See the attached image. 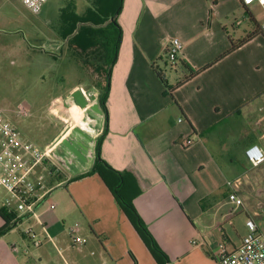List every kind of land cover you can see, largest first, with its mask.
Here are the masks:
<instances>
[{
  "label": "crops",
  "instance_id": "0c3cea01",
  "mask_svg": "<svg viewBox=\"0 0 264 264\" xmlns=\"http://www.w3.org/2000/svg\"><path fill=\"white\" fill-rule=\"evenodd\" d=\"M49 8L47 0L36 18L46 21ZM255 9L261 10V17ZM245 13L255 28L246 24ZM263 20L260 6H245L242 0H124L117 18L122 36L111 72L108 116L96 114L91 122L94 157L69 167L56 159L51 162L57 164L58 177L46 185L47 201L39 206L46 205L39 213L41 223L21 217L31 222L30 234L15 225L1 236L0 264H157L99 175L79 178L93 169L99 136L100 157L115 170L136 173L142 192L134 206L171 264H219V246L236 250L248 234V218L264 235V164L252 167L245 157L253 144L264 150ZM53 23L42 37L47 49H37L47 55L48 70L52 72L69 49L77 63H83L84 57L62 36L61 15ZM172 38L183 44L180 58L201 70L180 85L188 71L179 62L171 63L180 70L173 78L166 66ZM68 90H82L97 102L101 94L90 82ZM73 106L80 123L88 110L76 103L67 109ZM63 121L45 147L59 146L79 124ZM186 139L193 144L183 146ZM238 177H245L237 191L242 207L231 201L228 186ZM60 184L65 188L61 195L53 192ZM6 197L4 191L0 208ZM48 201L57 204L55 210H48ZM43 217L51 218L48 228ZM75 224L81 226L82 247L74 246L69 234ZM5 225L0 215V229ZM35 239L42 245L35 246Z\"/></svg>",
  "mask_w": 264,
  "mask_h": 264
},
{
  "label": "rangeland",
  "instance_id": "374dc122",
  "mask_svg": "<svg viewBox=\"0 0 264 264\" xmlns=\"http://www.w3.org/2000/svg\"><path fill=\"white\" fill-rule=\"evenodd\" d=\"M48 5L50 8L45 18L47 23L44 20L39 21L18 0H0V108L8 121L21 132L22 138L40 149H44L56 137L58 124H65L63 119H68L74 125L79 123L67 109L75 104L71 101L72 93L68 94V89L80 83L90 82L93 85L87 67L83 63H77L78 58L72 54V49L64 52L65 59L52 72L44 61L47 55H40L37 50L47 49L42 37L51 32V25L59 20L63 9L72 5L75 12L83 15L91 5L90 0H48ZM245 14L246 24L255 28L250 15ZM254 14L262 16L260 9H255ZM94 57L92 55L90 59L93 60ZM166 61L169 74L173 78L177 77L179 68L173 66L172 69L171 62L168 59ZM61 95L67 96L54 104ZM89 95L88 93L87 96ZM54 154L63 158L70 156L62 143ZM57 175L58 172L52 168L51 162L38 165L33 172V177L40 179L45 186L51 185ZM61 190L65 188L60 184L53 192L58 191L61 195ZM0 195H4L1 188ZM261 195L264 196V189ZM45 209L46 205H42L38 212L41 214ZM42 219L48 228L51 218ZM26 221L22 219L16 226L20 230H28L31 222L26 224ZM60 222V226H63L64 220L61 219Z\"/></svg>",
  "mask_w": 264,
  "mask_h": 264
},
{
  "label": "built area",
  "instance_id": "2783aa9c",
  "mask_svg": "<svg viewBox=\"0 0 264 264\" xmlns=\"http://www.w3.org/2000/svg\"><path fill=\"white\" fill-rule=\"evenodd\" d=\"M18 1L34 15H39L47 2V0H28L27 3L25 0ZM242 3L245 6H260L264 11V0H242ZM260 32L264 35V20L260 23ZM182 51L181 40L172 38L167 44L166 57L172 64H175ZM88 100L90 101V99ZM192 144L191 139L183 141L185 147ZM57 147L58 145L51 144L40 149L32 143L26 142L22 138L21 132L8 121L3 109L0 108V187L7 194L4 200L5 207L16 214L11 221L12 225H17L21 217L34 218L40 222L39 206L47 201L49 193L40 179L33 178V172L42 163L55 162L54 152ZM245 157L252 167L264 164V150L257 144H253L245 150ZM52 166L58 171L57 164L54 163ZM244 178L238 177L228 181V186L231 188L230 199L237 207H242L244 204L237 193ZM42 190L43 192H41ZM56 206L57 204L53 201L47 202L48 210H55ZM246 225L248 234L243 237L241 245L236 250L229 252L224 244L219 246V264H264V235L259 232L258 225L253 218H248ZM43 227L46 230L44 225ZM80 231V224H75L69 229L74 246L82 247L84 245ZM30 232V230L27 231L28 234ZM47 239L53 241L48 233ZM42 243V240H34V245L37 247Z\"/></svg>",
  "mask_w": 264,
  "mask_h": 264
},
{
  "label": "trees",
  "instance_id": "16d2710c",
  "mask_svg": "<svg viewBox=\"0 0 264 264\" xmlns=\"http://www.w3.org/2000/svg\"><path fill=\"white\" fill-rule=\"evenodd\" d=\"M123 1L124 0H90L91 5L83 15H79L75 12V7H72V5L63 9L61 12V22L64 25L62 36L68 41L69 45L77 54L85 57L83 64L84 67H87V72L92 80V84L101 90L98 103L106 118L108 116L107 102L112 67L117 60L121 43L122 29L117 18L121 13ZM66 11H68V13ZM257 31L254 34H256ZM250 38V36L247 37L245 41H248ZM92 55L95 56L93 60L90 59ZM177 62L188 71V74L178 85L188 81L201 72V70L192 68L180 57ZM158 75L163 81L164 86L172 93L173 88H169L164 73L159 72ZM102 140L103 136H100L97 142V157L93 169L91 172L79 178L92 174L99 175L113 193L120 209L133 225L157 264H171L169 257L159 247L134 206L133 202L135 197L142 192V187L136 173L132 169L124 171L115 170L103 160L100 157ZM0 215L6 220V225L0 229L1 237L15 226L11 224V221L15 218L16 214L10 212L9 209L4 206L0 208Z\"/></svg>",
  "mask_w": 264,
  "mask_h": 264
},
{
  "label": "water",
  "instance_id": "95a60500",
  "mask_svg": "<svg viewBox=\"0 0 264 264\" xmlns=\"http://www.w3.org/2000/svg\"><path fill=\"white\" fill-rule=\"evenodd\" d=\"M89 96L90 101L82 90H75L71 94V101L75 102L79 107L88 110L86 114V116H88V121L93 122L96 118L92 113L102 116L103 111L101 110L99 103L96 101L95 96L91 94ZM92 100L94 101L92 102ZM85 124L84 121L80 123L81 126H84ZM86 128L87 130L93 131L92 127L89 128V126H87ZM61 143L67 148L70 156L63 158L55 155V158L64 166H70L74 164L76 160L87 162L89 158L94 157V152L91 150L93 140H91L78 126H76L70 134L64 137L61 140Z\"/></svg>",
  "mask_w": 264,
  "mask_h": 264
},
{
  "label": "flooded vegetation",
  "instance_id": "af4514ba",
  "mask_svg": "<svg viewBox=\"0 0 264 264\" xmlns=\"http://www.w3.org/2000/svg\"><path fill=\"white\" fill-rule=\"evenodd\" d=\"M100 106V105H99ZM93 115H95L94 113H92ZM86 124L83 126H81V125H78V127L80 128V129H82L88 136H89V138L91 139V140H93V144H94V135L93 134H91L90 132V130H87V126H89V128H91L92 126H93V123H91V122H88V116H86L85 118H84V120H83ZM89 124V125H88ZM94 127V126H93ZM94 132V131H93ZM100 137V136H99ZM98 137V138H99ZM98 142V139L96 140V143ZM93 146V145H92ZM91 149H92V147H91ZM77 161V160H76Z\"/></svg>",
  "mask_w": 264,
  "mask_h": 264
},
{
  "label": "bare ground",
  "instance_id": "6f19581e",
  "mask_svg": "<svg viewBox=\"0 0 264 264\" xmlns=\"http://www.w3.org/2000/svg\"><path fill=\"white\" fill-rule=\"evenodd\" d=\"M71 112H72L75 119L79 118V114L77 113V110L75 109L74 106L72 107Z\"/></svg>",
  "mask_w": 264,
  "mask_h": 264
},
{
  "label": "clouds",
  "instance_id": "9594fccd",
  "mask_svg": "<svg viewBox=\"0 0 264 264\" xmlns=\"http://www.w3.org/2000/svg\"><path fill=\"white\" fill-rule=\"evenodd\" d=\"M25 2L27 3V2H28V0H25Z\"/></svg>",
  "mask_w": 264,
  "mask_h": 264
}]
</instances>
